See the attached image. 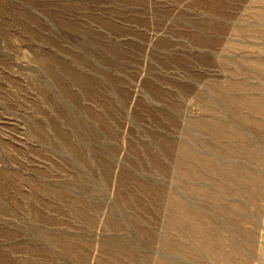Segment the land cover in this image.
<instances>
[{"label":"rangeland","instance_id":"374dc122","mask_svg":"<svg viewBox=\"0 0 264 264\" xmlns=\"http://www.w3.org/2000/svg\"><path fill=\"white\" fill-rule=\"evenodd\" d=\"M0 264H264V0H0Z\"/></svg>","mask_w":264,"mask_h":264}]
</instances>
